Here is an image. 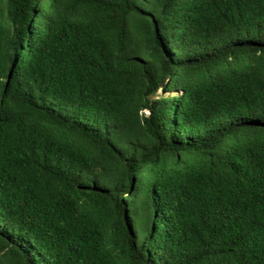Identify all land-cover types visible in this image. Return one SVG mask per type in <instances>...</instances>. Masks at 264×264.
I'll return each instance as SVG.
<instances>
[{
	"label": "trees",
	"instance_id": "obj_1",
	"mask_svg": "<svg viewBox=\"0 0 264 264\" xmlns=\"http://www.w3.org/2000/svg\"><path fill=\"white\" fill-rule=\"evenodd\" d=\"M0 264H264V0H0Z\"/></svg>",
	"mask_w": 264,
	"mask_h": 264
},
{
	"label": "rangeland",
	"instance_id": "obj_2",
	"mask_svg": "<svg viewBox=\"0 0 264 264\" xmlns=\"http://www.w3.org/2000/svg\"><path fill=\"white\" fill-rule=\"evenodd\" d=\"M158 95L159 96H172V95H175V93L174 94H172V93L171 94H166V93L163 94L162 92H158ZM144 114H146V112H144Z\"/></svg>",
	"mask_w": 264,
	"mask_h": 264
}]
</instances>
